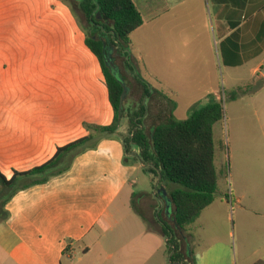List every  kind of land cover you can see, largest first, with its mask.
Listing matches in <instances>:
<instances>
[{
  "label": "crops",
  "instance_id": "0c3cea01",
  "mask_svg": "<svg viewBox=\"0 0 264 264\" xmlns=\"http://www.w3.org/2000/svg\"><path fill=\"white\" fill-rule=\"evenodd\" d=\"M133 2L143 23L130 34L129 47L143 68L141 39H154L156 25L146 35L141 29L177 18L204 23L209 18L221 44L224 66H248L253 82L264 81V0ZM2 5L0 0V171L10 178L13 172L39 166L59 147L86 136L84 124L112 123L113 110L106 85L97 98L89 72L76 92L71 68H62L60 77L57 65L47 62V53L39 48L28 53L22 36L5 21L10 12ZM23 23L21 19L16 22ZM129 58L138 62L132 53ZM33 59L32 64L25 62ZM169 96L176 108L178 95L172 91ZM198 102L188 108V116ZM260 116L264 118V113ZM260 131L263 142L256 143L233 130L226 159L216 161L214 149L216 197L178 237L186 264H217L216 250L213 255L207 246H217L218 241L203 242L217 233L221 216L229 208L234 237L238 232L241 263L264 264V122H260ZM124 142L119 136L103 138L95 147L74 155L63 173L18 190L6 203L9 217L0 223V264H180L171 263L164 236L148 230L134 206L113 207L125 191L132 199L137 172L130 157L138 148L131 146L126 153ZM225 177L228 185L221 191L218 182L223 178L224 183ZM159 209L167 216L165 203L159 201ZM244 247L251 248L250 255Z\"/></svg>",
  "mask_w": 264,
  "mask_h": 264
},
{
  "label": "rangeland",
  "instance_id": "374dc122",
  "mask_svg": "<svg viewBox=\"0 0 264 264\" xmlns=\"http://www.w3.org/2000/svg\"><path fill=\"white\" fill-rule=\"evenodd\" d=\"M1 1L2 6L10 12L5 17V21L11 23L12 31L16 35L22 36V46L28 53L31 50L35 51V48L47 53V62L57 65L60 77L62 68H71L75 73L76 92L79 89L78 86H81L83 81L88 78L86 74L89 72L92 89L99 98L100 91L102 93L105 86L104 78L96 57L84 45V37L91 35L92 30L81 13L79 0ZM20 19L24 20L22 26L16 24ZM205 22L202 20L188 22L177 18L172 22H157L149 27L146 26L139 32L146 35L147 30L151 31L156 25V36L154 39L147 36H143L141 39L144 68L139 63L136 51H132L130 47L128 56L132 53L135 60L138 61L136 64L132 62L134 70L141 77H146L144 79L149 84L150 90L151 88L162 90L164 92L162 94L168 98L172 91L178 95L173 113L174 119L187 118L188 108L195 101H199L197 106L204 105L210 98L222 101L224 117L214 127V149L217 161L219 158L226 159L231 133L235 129L243 132L251 142H263L260 122H264V118H261L260 114L264 113V81L253 82V76L248 66H240L235 69L226 68L221 44L216 33L212 30V22L209 18ZM40 38L43 41L42 44ZM115 61L118 64L117 71L124 79L122 81L126 87L122 106L124 112L121 114L117 136L126 138L129 142L131 124L128 120L134 112L139 111L144 101L142 100L141 87L136 82L134 73L125 69L123 58L118 56ZM25 62L32 64L35 59ZM249 84H252V87L244 93L243 89L245 90V86ZM145 105L147 116L141 122L145 126V131L150 132L151 126L153 127L161 120H166L163 118V114L165 116L168 105L159 94H153L146 99ZM129 146L131 147L132 144L129 143ZM130 158L137 166L131 191L138 195L131 199L129 193L125 191L113 207L134 206L151 218L156 209L152 210L150 206H156L160 201L158 199L155 203V198H151L154 197L153 188L157 180H155V175L145 172L142 169L144 166L138 161ZM227 164L226 160L225 172H227ZM225 184L228 185L226 177L224 183L223 178H220L218 189L222 191ZM141 192H147L151 197L148 195L138 197ZM230 209L225 213V216H221L217 233L211 239L207 236L203 242L204 245H207L218 241L217 246L215 244L207 246L213 255L216 250L217 264H242L241 258H239L241 248L239 247L238 232L236 231L234 237L233 216ZM257 241L260 242V239ZM250 249V247H244L243 251L250 255V252H247ZM206 262V264H210V261Z\"/></svg>",
  "mask_w": 264,
  "mask_h": 264
},
{
  "label": "trees",
  "instance_id": "16d2710c",
  "mask_svg": "<svg viewBox=\"0 0 264 264\" xmlns=\"http://www.w3.org/2000/svg\"><path fill=\"white\" fill-rule=\"evenodd\" d=\"M79 8L89 22L97 21V13L101 15L105 22L103 29L117 42L116 51L123 58L125 69L134 73V78L141 87L142 100L148 99L153 94H159L168 105L165 116L163 114L166 120L159 121L150 132H146L141 120L146 115L147 108L142 102L139 111L134 112L128 120L131 131L129 142L124 138L126 142H124V151L129 153V143L137 147L138 153L132 158L144 166L142 169L145 172L155 175V180H158L153 188L154 197L147 193L138 197L148 195L155 198V203L158 199L161 203H165L166 199L171 203V214L167 216L162 209L157 210V204L150 206L152 210L156 209L151 218L136 207H134L135 212L146 223L148 230L157 231L164 236L171 263L186 264L179 249L178 237L216 197L213 127L224 117L222 101L210 98L204 105L194 107L187 118L175 120L172 116L175 103L165 97L161 91L152 88L150 90L149 84L135 72L128 56L129 36L143 23L133 0H79ZM92 36L95 38L93 39ZM92 36L85 37V44L98 59L104 75L108 100L113 110V121L108 125L84 124V128L88 131L86 136L59 147L52 158L30 170L15 171L10 178L0 171V223L9 217L5 206L18 190L63 173L69 168L74 155L84 149L95 147L103 138L117 136L121 114L124 112L122 108L118 113L123 86L111 74L104 60L102 40L98 39L95 33ZM121 79L124 80L122 77ZM251 87L252 84L245 86L244 93ZM124 163H126L125 159ZM28 178L33 180L25 183L24 180ZM170 183L174 186L168 189ZM160 186L167 192L166 197L157 192ZM136 195L138 194L133 193L132 197ZM168 216H171V219L167 220Z\"/></svg>",
  "mask_w": 264,
  "mask_h": 264
},
{
  "label": "flooded vegetation",
  "instance_id": "af4514ba",
  "mask_svg": "<svg viewBox=\"0 0 264 264\" xmlns=\"http://www.w3.org/2000/svg\"><path fill=\"white\" fill-rule=\"evenodd\" d=\"M81 13H82V11H81ZM82 15H83V13H82ZM83 17H84V15H83ZM96 18H97V21L94 23L89 22L85 19L86 22L89 24L90 29L92 30V34L91 35L89 34L87 36H92L93 33H95L97 35L98 39H101L102 43H105V45L103 44V48H104L103 57L104 56L105 57H111L114 67L116 69H118V64L115 61L116 57H118V56L120 57V55L116 51L118 48V44L114 39H112L109 36V34L106 31H104L103 25L105 22L102 19L101 15L99 17H97V14H96ZM92 37H93V39L95 38L94 36H92Z\"/></svg>",
  "mask_w": 264,
  "mask_h": 264
},
{
  "label": "water",
  "instance_id": "95a60500",
  "mask_svg": "<svg viewBox=\"0 0 264 264\" xmlns=\"http://www.w3.org/2000/svg\"><path fill=\"white\" fill-rule=\"evenodd\" d=\"M100 16V14L99 13H97V17H99ZM104 45H105V43H103ZM104 60H105V62L107 63V66H108V68H109V70H110V72H111V74L116 78V80L119 82V83H121V85L123 86V90H122V93H121V95H120V99H119V106H118V113H120L121 112V110H122V106H123V101H124V97H125V94H126V88L124 87V82L122 81V79H121V77H120V75H119V72L117 71V69L114 67V65H113V61H112V59H111V57H105L104 56ZM158 181V180H157ZM156 184H157V182H156ZM155 184V185H156ZM158 193H160L163 197H166V195H167V192L165 191V189L163 188V187H159L158 188V191H157ZM165 213L167 214V215H169V214H171V203H170V201L169 200H165Z\"/></svg>",
  "mask_w": 264,
  "mask_h": 264
}]
</instances>
